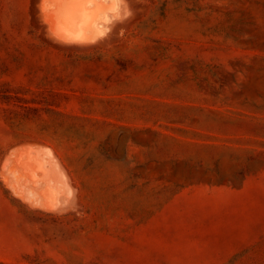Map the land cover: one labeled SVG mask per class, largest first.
<instances>
[{"label": "rangeland", "instance_id": "374dc122", "mask_svg": "<svg viewBox=\"0 0 264 264\" xmlns=\"http://www.w3.org/2000/svg\"><path fill=\"white\" fill-rule=\"evenodd\" d=\"M128 3L80 48L0 0V170L43 143L76 191L47 213L0 174V264H264V0Z\"/></svg>", "mask_w": 264, "mask_h": 264}, {"label": "bare ground", "instance_id": "6f19581e", "mask_svg": "<svg viewBox=\"0 0 264 264\" xmlns=\"http://www.w3.org/2000/svg\"><path fill=\"white\" fill-rule=\"evenodd\" d=\"M128 2L127 0H93V2L42 0V19L47 24L48 36L60 46L90 48L98 45L99 47L102 42L109 41L107 39L111 36L113 28L116 26L118 28L128 16ZM134 14L136 13H133V16ZM120 29L124 30V28ZM15 146L6 154L0 170L3 182L5 181L12 194L47 213L60 214L70 205L72 206L76 192L73 186L74 180L55 149L36 142H24L18 147ZM75 212H78L77 208Z\"/></svg>", "mask_w": 264, "mask_h": 264}, {"label": "trees", "instance_id": "16d2710c", "mask_svg": "<svg viewBox=\"0 0 264 264\" xmlns=\"http://www.w3.org/2000/svg\"><path fill=\"white\" fill-rule=\"evenodd\" d=\"M54 94H55V99H53L54 100L53 101L54 102L53 104L56 105V106L62 105L63 104L62 103L63 101L61 99H59V97L57 95L59 93H54ZM61 96L64 97V98H67V96L69 97V95H67V94H63V95L61 94ZM41 102H43V101H36V102L35 101H29V102H25L23 106L18 105V106H13V107H15L16 110L17 109H21L23 111L38 110V109H40V106H33L32 103L40 104Z\"/></svg>", "mask_w": 264, "mask_h": 264}, {"label": "water", "instance_id": "95a60500", "mask_svg": "<svg viewBox=\"0 0 264 264\" xmlns=\"http://www.w3.org/2000/svg\"><path fill=\"white\" fill-rule=\"evenodd\" d=\"M5 160V159H4ZM3 161V160H2ZM3 163H4V161L2 162V165H1V167H3Z\"/></svg>", "mask_w": 264, "mask_h": 264}, {"label": "snow or ice", "instance_id": "6c2138e0", "mask_svg": "<svg viewBox=\"0 0 264 264\" xmlns=\"http://www.w3.org/2000/svg\"><path fill=\"white\" fill-rule=\"evenodd\" d=\"M88 2H93V0H88Z\"/></svg>", "mask_w": 264, "mask_h": 264}]
</instances>
